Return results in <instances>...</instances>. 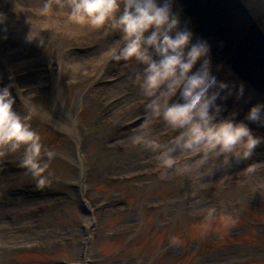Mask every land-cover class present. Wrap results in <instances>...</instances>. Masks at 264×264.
Returning a JSON list of instances; mask_svg holds the SVG:
<instances>
[{
    "label": "rangeland",
    "instance_id": "1",
    "mask_svg": "<svg viewBox=\"0 0 264 264\" xmlns=\"http://www.w3.org/2000/svg\"><path fill=\"white\" fill-rule=\"evenodd\" d=\"M69 2L0 0V86L34 93L31 124L56 153L38 188L23 148L0 146V264H264V143L230 167L180 150L164 167L160 149L132 142L167 139L163 121L144 124L140 66L105 63L118 34L71 22ZM241 2L264 33V0ZM258 100L245 86L225 103L243 118ZM14 107L25 111L19 96Z\"/></svg>",
    "mask_w": 264,
    "mask_h": 264
},
{
    "label": "clouds",
    "instance_id": "2",
    "mask_svg": "<svg viewBox=\"0 0 264 264\" xmlns=\"http://www.w3.org/2000/svg\"><path fill=\"white\" fill-rule=\"evenodd\" d=\"M176 0H70L68 19L79 25L103 29L104 34H118L105 53V63L135 60L140 66L136 80L144 95V124L163 121L165 141L133 138L160 149L164 167L184 158L203 166L215 157L223 166H231L252 156L264 136L258 135L249 122L264 126V100L249 105L243 118L229 110L225 101L245 96V84L218 79L212 66L211 45L195 37L182 24ZM6 17L0 14V24ZM195 37V38H194ZM11 84L0 86V146L15 151L23 148L21 166L36 178V186L49 183L45 175L56 153L46 147L42 135L31 124L40 109L34 93L17 89L24 112L14 107L17 96ZM5 153L0 152V157ZM50 174V173H49ZM215 209L209 212V219Z\"/></svg>",
    "mask_w": 264,
    "mask_h": 264
},
{
    "label": "water",
    "instance_id": "3",
    "mask_svg": "<svg viewBox=\"0 0 264 264\" xmlns=\"http://www.w3.org/2000/svg\"><path fill=\"white\" fill-rule=\"evenodd\" d=\"M193 32L211 45L212 61L264 96V33L241 0H176Z\"/></svg>",
    "mask_w": 264,
    "mask_h": 264
},
{
    "label": "bare ground",
    "instance_id": "4",
    "mask_svg": "<svg viewBox=\"0 0 264 264\" xmlns=\"http://www.w3.org/2000/svg\"><path fill=\"white\" fill-rule=\"evenodd\" d=\"M135 63H136V66H139L138 63H137L136 61H135ZM240 108H241V107H240ZM240 111H247V110L241 108ZM149 134H150V133L148 132V135H149ZM85 231H87V228H85ZM85 236H86V234H85ZM79 263H81V261H80Z\"/></svg>",
    "mask_w": 264,
    "mask_h": 264
}]
</instances>
